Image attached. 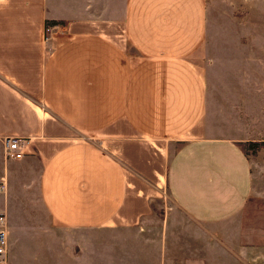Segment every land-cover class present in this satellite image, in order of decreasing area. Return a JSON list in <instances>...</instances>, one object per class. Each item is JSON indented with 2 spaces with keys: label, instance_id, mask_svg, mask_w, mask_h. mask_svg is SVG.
<instances>
[{
  "label": "crops",
  "instance_id": "obj_1",
  "mask_svg": "<svg viewBox=\"0 0 264 264\" xmlns=\"http://www.w3.org/2000/svg\"><path fill=\"white\" fill-rule=\"evenodd\" d=\"M46 6L0 0V138L29 141L0 160V264H264L250 140L214 132L206 0H124L48 36Z\"/></svg>",
  "mask_w": 264,
  "mask_h": 264
},
{
  "label": "rangeland",
  "instance_id": "obj_2",
  "mask_svg": "<svg viewBox=\"0 0 264 264\" xmlns=\"http://www.w3.org/2000/svg\"><path fill=\"white\" fill-rule=\"evenodd\" d=\"M123 3L124 0H47V17L52 19L45 20L57 23L44 22L45 34L65 27L75 18L114 20L121 14ZM206 6L207 32L201 57L209 89L207 98L217 116L214 132H238L239 137L250 140L245 142V148L254 162L257 183L262 182L259 192L264 195V0H206ZM175 146H169L167 158ZM165 164L164 160L162 171ZM154 191V210L168 212L173 204L163 174Z\"/></svg>",
  "mask_w": 264,
  "mask_h": 264
},
{
  "label": "built area",
  "instance_id": "obj_3",
  "mask_svg": "<svg viewBox=\"0 0 264 264\" xmlns=\"http://www.w3.org/2000/svg\"><path fill=\"white\" fill-rule=\"evenodd\" d=\"M0 146L2 152V158L6 160H18L27 151L29 147V141L27 138L13 135V136H2L0 138ZM1 182V179H0ZM4 184L0 183V190L4 189ZM6 216L5 212L0 209V263L5 259L6 253Z\"/></svg>",
  "mask_w": 264,
  "mask_h": 264
},
{
  "label": "trees",
  "instance_id": "obj_4",
  "mask_svg": "<svg viewBox=\"0 0 264 264\" xmlns=\"http://www.w3.org/2000/svg\"><path fill=\"white\" fill-rule=\"evenodd\" d=\"M57 22L56 21H45V24H51V25H53V24H56Z\"/></svg>",
  "mask_w": 264,
  "mask_h": 264
}]
</instances>
